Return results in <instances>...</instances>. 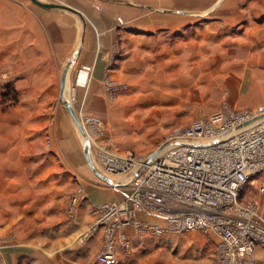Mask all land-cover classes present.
Segmentation results:
<instances>
[{
  "label": "crops",
  "instance_id": "crops-1",
  "mask_svg": "<svg viewBox=\"0 0 264 264\" xmlns=\"http://www.w3.org/2000/svg\"><path fill=\"white\" fill-rule=\"evenodd\" d=\"M39 1L68 8L0 0V67L8 68L1 76L22 96L0 112V264H101L96 255L103 228L88 240L86 228L98 205L122 197L120 188L85 182V170H69V163L84 161L85 146L65 102L102 145L148 156L193 120L264 106V44L258 39L230 50L226 43L218 63L212 38L197 39L194 21L175 6H149L169 0ZM235 52L239 65L229 57ZM72 179L89 203L71 219L62 192ZM138 216L161 222L152 214ZM124 232L132 247L125 253L116 244L117 264H147L153 238H140L132 225ZM199 232L201 239L183 242L184 249L203 244L206 252V238L218 241L213 232ZM187 260L183 264L198 263ZM227 264H264V247Z\"/></svg>",
  "mask_w": 264,
  "mask_h": 264
},
{
  "label": "built area",
  "instance_id": "built-area-1",
  "mask_svg": "<svg viewBox=\"0 0 264 264\" xmlns=\"http://www.w3.org/2000/svg\"><path fill=\"white\" fill-rule=\"evenodd\" d=\"M262 114L264 106H258L193 120L174 131L140 171L147 156L99 149L103 172L113 177L130 174L131 179L124 201L96 207L98 215L85 233L104 228L96 260L117 264L116 244L125 253L131 251L124 232L129 225L140 238L213 232L218 237L215 264L239 262L256 246L264 247V215L256 203L241 201L244 186L264 175V116L251 121ZM139 213L155 215L161 222L142 221Z\"/></svg>",
  "mask_w": 264,
  "mask_h": 264
},
{
  "label": "rangeland",
  "instance_id": "rangeland-1",
  "mask_svg": "<svg viewBox=\"0 0 264 264\" xmlns=\"http://www.w3.org/2000/svg\"><path fill=\"white\" fill-rule=\"evenodd\" d=\"M51 1L55 2L54 0ZM162 4L157 5L152 3L151 5L149 4V6H160L159 9L164 11L171 10L173 6H175L177 10L179 9L181 11L182 16L186 15L188 19L190 18L195 22L196 26L198 27L196 31L197 39L204 37V34H207L209 38H212L210 48L212 49L211 54L214 58V62H216L215 59L218 63L220 62L219 55L220 52H222L221 46L224 48V44L226 43H228L229 48H232L230 50H235L236 44L249 48V46L252 45L253 42L258 41V39L260 40L261 45L264 44V0H181V3H172V0H169ZM133 5L140 7L141 4ZM225 49L226 48H224V50ZM236 55L237 53L235 52L229 56L230 60H235L232 65L240 64L237 61ZM6 67H0V112L6 111L12 105L16 106L22 100L21 95L18 97L14 84L7 82V78L4 79L3 77L4 75L1 76L3 71L8 69ZM260 68L264 69V64H261ZM8 90H10L12 93L9 96L6 94L4 95V93L8 92ZM2 93L7 97L6 99H3ZM229 95H232V93H229ZM82 123L87 138H84L81 132L78 129L77 130L82 141H84L85 148H89V154L94 167L101 174L109 177L112 182L102 179L96 175L90 168L87 158L85 154L83 155V153L82 156H84V161L82 163H69V170L75 174L77 173L76 171L82 169L85 170L87 172L86 175L88 176L85 178V182H90L96 185L99 184L100 186L104 184L107 190H109L110 187L120 188L118 189L119 193H117V195L119 198L122 197L121 202L124 201L130 189L129 180L131 179V175L128 174L126 176L113 177L112 175L109 176L103 172L101 165L96 159L98 150L112 148L102 145L104 144L103 141L100 143L99 140L92 135L93 131L95 130L91 125L86 124V122ZM89 137L94 143L91 141V139H89ZM72 180L73 184H68V186H65L62 192V201L68 202L67 215L71 219L76 218L77 214L79 213V209L84 205H88L89 203L84 192L82 191V188L80 185H77V180ZM263 182L264 175L258 176L257 178H254L252 181L248 182L244 186L241 201L243 203L254 202L259 206L261 211L262 209L264 210V191L260 190V186ZM93 222L94 220L89 225V228ZM89 228H86L87 231H89ZM199 231L200 230L186 232L185 234H148L151 239L153 238V243L150 244L145 251L149 254V258L145 262L147 264H183L188 262L187 259H190V263H193L194 259H196V262L201 264L203 262L200 260L211 259L209 263L215 264L216 260H213L214 250L212 249L216 244V242H214L215 240L206 238V240L208 239L207 242L211 245V248L207 249L206 252L204 250L203 244L195 245L196 248H194V252H189V248L184 249L182 246L185 244L183 242L186 241H199L201 238H196L197 235L202 234ZM91 234L93 233H88L85 235L88 236L86 240L90 238ZM81 235L76 237L77 242L82 238ZM203 238H205V236H203ZM102 240L104 241V233Z\"/></svg>",
  "mask_w": 264,
  "mask_h": 264
},
{
  "label": "water",
  "instance_id": "water-1",
  "mask_svg": "<svg viewBox=\"0 0 264 264\" xmlns=\"http://www.w3.org/2000/svg\"><path fill=\"white\" fill-rule=\"evenodd\" d=\"M33 2L39 4V5H42V6H45V7H66L68 8L67 6H63V5H60V4H54V3H43V2H40L39 0H32ZM67 69L68 67L64 68L63 72H62V76H61V96H62V92L64 90V86H65V78H66V73H67ZM65 106L69 112V114L71 115L74 123L76 124V126L78 127V129L80 130L81 134L86 138V132L84 130V126L79 118V116L77 115V113L75 112L74 108L72 107L71 103L69 102H65ZM264 114L262 115H259L255 118H253L251 121H254L256 119H259L261 117H263ZM249 121V122H251ZM247 122V123H249ZM164 147V144L160 145L156 150H154L153 152H151L144 160V163L141 165V167L139 168V171L142 170V168L144 167V165L148 164L153 158L154 156ZM85 156L87 158V161H88V164L90 166V168L93 170V172L98 175L100 178L102 179H105L109 182H112V180L109 178V177H106L104 176L103 174H101L93 165L92 163V160H91V157H90V154H89V148L86 147L85 148Z\"/></svg>",
  "mask_w": 264,
  "mask_h": 264
},
{
  "label": "trees",
  "instance_id": "trees-1",
  "mask_svg": "<svg viewBox=\"0 0 264 264\" xmlns=\"http://www.w3.org/2000/svg\"><path fill=\"white\" fill-rule=\"evenodd\" d=\"M11 93H12V92H11L10 90H8V92H5L4 95L6 94V95L9 96Z\"/></svg>",
  "mask_w": 264,
  "mask_h": 264
}]
</instances>
